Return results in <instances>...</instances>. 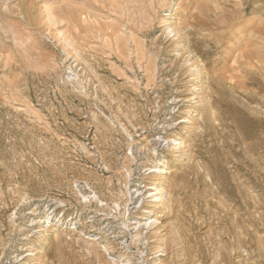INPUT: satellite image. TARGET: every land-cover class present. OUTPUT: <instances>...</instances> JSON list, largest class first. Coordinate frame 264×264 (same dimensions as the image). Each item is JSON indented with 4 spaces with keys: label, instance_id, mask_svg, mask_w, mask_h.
Masks as SVG:
<instances>
[{
    "label": "rangeland",
    "instance_id": "1",
    "mask_svg": "<svg viewBox=\"0 0 264 264\" xmlns=\"http://www.w3.org/2000/svg\"><path fill=\"white\" fill-rule=\"evenodd\" d=\"M0 264H264V0H0Z\"/></svg>",
    "mask_w": 264,
    "mask_h": 264
}]
</instances>
